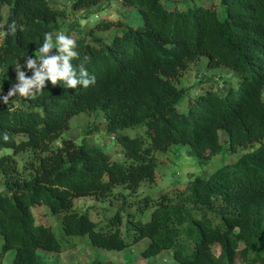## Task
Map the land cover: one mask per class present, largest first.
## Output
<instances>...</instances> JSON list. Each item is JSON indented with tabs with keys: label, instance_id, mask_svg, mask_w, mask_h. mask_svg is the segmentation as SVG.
<instances>
[{
	"label": "trees",
	"instance_id": "16d2710c",
	"mask_svg": "<svg viewBox=\"0 0 264 264\" xmlns=\"http://www.w3.org/2000/svg\"><path fill=\"white\" fill-rule=\"evenodd\" d=\"M104 1L74 0L73 9ZM203 1L121 0L123 9L139 12L141 24L101 20L50 58L60 70L63 57L74 53L72 78H96L73 88L59 77L54 84L42 57L45 44H57L63 33L68 8L54 0H0V153L12 150L0 155V260L14 250L13 264H45L40 250H66L52 227L37 221L34 208L45 205L62 216L64 235L86 237L92 246L124 251L149 239L146 258L168 250L180 264H264V0ZM113 29L109 40L96 36ZM204 56L209 68L225 66L241 78L191 97L189 111L181 112L188 89L179 81ZM26 80L31 86L21 94ZM92 112L104 115L125 164L64 137L73 117ZM141 125L145 135L124 132ZM176 144L188 145L200 165L225 144L231 154L259 147L209 178L196 176L186 191L141 201L115 191L122 186L135 195L154 183L157 153ZM89 196L115 199L117 211L104 223L94 221L75 207ZM91 264L114 263L96 258Z\"/></svg>",
	"mask_w": 264,
	"mask_h": 264
},
{
	"label": "rangeland",
	"instance_id": "374dc122",
	"mask_svg": "<svg viewBox=\"0 0 264 264\" xmlns=\"http://www.w3.org/2000/svg\"><path fill=\"white\" fill-rule=\"evenodd\" d=\"M70 0H54L55 6H65ZM121 0H107L100 5L91 9H84V12L74 10L68 6L70 16L64 21L63 34L69 39L79 36L80 31L88 32L90 28L101 20H119L127 18L134 25L143 22L142 16L136 9H123ZM175 1V0H174ZM219 2V0H216ZM205 5H210L211 0H204ZM58 6V7H59ZM169 6L173 3L169 1ZM221 15L225 10L220 8ZM2 23H0V27ZM118 29L109 32H96L103 40H109ZM61 49L57 44H52L47 52L42 54L45 59H50L57 51ZM48 70V68H47ZM49 71V70H48ZM241 76L233 70L221 66L218 68H209L208 57L204 56L193 62L190 68L181 77L179 83L182 87L188 89V92L178 105L181 112L189 111V100L208 88L224 89L226 81L239 80ZM71 129L64 134L65 138H71L79 145L86 144L92 147H98L108 151L114 160L125 164L126 158L118 142L106 133V120L100 112L81 113L71 120ZM130 136L145 135L146 125L135 128H129L124 131ZM222 142L226 143V132L221 134ZM61 146V142L55 144ZM228 145L225 144V150L222 154L215 156L208 164L200 165L198 160L188 154L189 146L176 144L167 152L157 153V178L154 183L146 182L139 192L131 195L130 192L122 186L116 187L117 193H124L125 199H137L141 201L144 197L151 196L158 199L165 193H175L177 191H186L192 180L196 176L209 178L219 168L236 163L239 158L247 152L259 147V144L251 145L247 148H240L237 153L227 152ZM12 150L6 149L0 153H8ZM29 152L22 153L18 156L21 164L29 157ZM4 182L0 180V191L4 190ZM120 195V194H119ZM122 198V196H121ZM75 207L80 212H89L92 219L98 223H104L107 217L115 214L117 211V201L115 199L97 200L94 197H81L76 199ZM38 222L51 226L57 237L62 242L66 250L62 253H46L42 250L39 255L45 264H91L94 259L99 258L103 261H112L114 264H180L177 262L172 251H164L161 254L146 258L142 252L149 244V239H144L135 246L125 249L124 251H111L104 248L92 246L85 237H67L63 233L62 216L53 214L47 206H37L34 208ZM151 211L148 212L146 220L149 219ZM1 239V237H0ZM219 252V247H216ZM263 256L262 253H260ZM15 251H10L8 255L0 260V264H13ZM236 264H244L241 259Z\"/></svg>",
	"mask_w": 264,
	"mask_h": 264
},
{
	"label": "clouds",
	"instance_id": "9594fccd",
	"mask_svg": "<svg viewBox=\"0 0 264 264\" xmlns=\"http://www.w3.org/2000/svg\"><path fill=\"white\" fill-rule=\"evenodd\" d=\"M56 39H57V46H60L62 51H67L69 46H71L74 43V41L72 39H69L63 33L58 34ZM48 40L51 41V34H48ZM51 46H52V44L50 42L46 43L45 46H44L43 51L47 52L48 49ZM72 55H74V53L69 52L68 56L63 57L64 66L60 70L57 69L56 58L44 61V66L48 68L49 74L51 76V79H52L53 83L55 84L57 78L59 77V78H62V79H66L68 81V84L71 87H73V88H75L78 83H82L85 88H87L90 84H95L96 83L95 76H93L91 80L85 79V80H82V81H77L76 79L72 78L73 77V73H72V70H71V68H70V66L68 64V59ZM32 66L33 65L30 63L29 67H32ZM21 79H23L22 75H21ZM37 79L38 80H42L43 79L40 76L39 73H37ZM31 83L32 82L28 81V80L24 81V87H22L20 89L21 94H26L27 93V90L31 86Z\"/></svg>",
	"mask_w": 264,
	"mask_h": 264
},
{
	"label": "built area",
	"instance_id": "2783aa9c",
	"mask_svg": "<svg viewBox=\"0 0 264 264\" xmlns=\"http://www.w3.org/2000/svg\"><path fill=\"white\" fill-rule=\"evenodd\" d=\"M68 5H66L67 7L68 6H70V7H72L73 8V5H74V0H70L68 3H67ZM81 13H83L84 12V10L83 9H81V10H79Z\"/></svg>",
	"mask_w": 264,
	"mask_h": 264
}]
</instances>
